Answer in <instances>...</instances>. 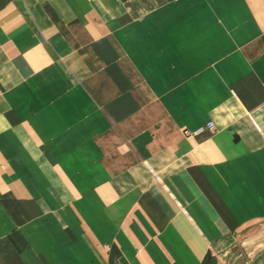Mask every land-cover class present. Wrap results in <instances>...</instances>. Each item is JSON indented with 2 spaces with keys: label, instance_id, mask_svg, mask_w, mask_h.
I'll use <instances>...</instances> for the list:
<instances>
[{
  "label": "crops",
  "instance_id": "0c3cea01",
  "mask_svg": "<svg viewBox=\"0 0 264 264\" xmlns=\"http://www.w3.org/2000/svg\"><path fill=\"white\" fill-rule=\"evenodd\" d=\"M0 264H264V0H0Z\"/></svg>",
  "mask_w": 264,
  "mask_h": 264
},
{
  "label": "built area",
  "instance_id": "2783aa9c",
  "mask_svg": "<svg viewBox=\"0 0 264 264\" xmlns=\"http://www.w3.org/2000/svg\"><path fill=\"white\" fill-rule=\"evenodd\" d=\"M213 129H214V124L212 122H209L208 124H206L202 128H199L195 131L186 130L185 133H186V135L194 136V135H199L200 133L205 132L207 130H213Z\"/></svg>",
  "mask_w": 264,
  "mask_h": 264
}]
</instances>
